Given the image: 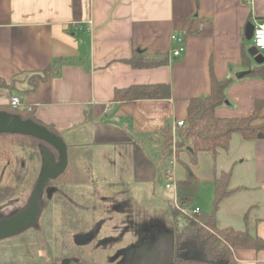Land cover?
<instances>
[{
    "label": "crops",
    "instance_id": "1",
    "mask_svg": "<svg viewBox=\"0 0 264 264\" xmlns=\"http://www.w3.org/2000/svg\"><path fill=\"white\" fill-rule=\"evenodd\" d=\"M249 22H264V0H0V79L7 84L15 79L12 96L20 98L19 109L53 127L67 147L130 150L136 184L150 185L154 195L163 175L168 182L167 171L143 145L163 146L162 130L185 119L190 99L209 94L210 73L217 80H233L216 117L258 112L256 124L264 123V80L236 78L250 68L240 58L248 50L244 30ZM173 35L183 37L184 51L177 58ZM134 51L166 55L167 64L134 69L128 64ZM52 65L55 71L30 90L25 76ZM140 85H167L170 97L114 101L115 90ZM7 99L0 97V105ZM162 153L166 157L164 146ZM178 156L177 182L185 179L188 164L186 153ZM190 168L200 183L194 203L200 213L211 210L216 175L230 172L231 187L243 189L222 203L216 223L234 217L237 228H220L264 239V136L254 141L233 137L227 152L216 158L199 153ZM232 257L235 264H264V250H236Z\"/></svg>",
    "mask_w": 264,
    "mask_h": 264
},
{
    "label": "trees",
    "instance_id": "2",
    "mask_svg": "<svg viewBox=\"0 0 264 264\" xmlns=\"http://www.w3.org/2000/svg\"><path fill=\"white\" fill-rule=\"evenodd\" d=\"M240 58L243 64L250 65L246 76L264 80V63L253 65L245 49L241 52ZM128 64L134 69L156 68L167 64V56H144L134 51L132 57L128 60ZM55 68V65H52L40 74L26 75L25 79L29 82V89L33 90L38 80L45 81L48 78V72L53 73ZM232 82L233 80L230 78L217 80L213 73H210L209 94L204 97L192 98L187 104L186 117L183 120V126L177 130L175 143L177 154L186 153L188 156V164L183 166L185 179L177 182V204L181 210H193V201L200 183L190 167L196 163L199 153H210L212 157L216 158L220 152L229 150L234 136H239L243 141H254L259 136H264V123L256 124L259 119L258 112L244 118L224 119L216 117L215 110L226 103L225 90ZM0 91H5L6 97L10 99L12 92L16 91L15 79H12L9 84L0 79ZM2 96L3 93L0 92V97ZM169 97L170 89L167 85L131 86L114 91V101L120 103L169 99ZM2 112L18 115L23 120L28 119L39 124L32 111L12 109L9 103L0 105V113ZM44 127L49 132L59 136L53 127ZM161 136L163 146L167 148L171 141L170 128L163 129ZM18 138L45 145L27 136L0 135V155H6L5 147L10 144L15 146ZM20 142L26 145L25 141ZM67 154V170L64 171L62 178L72 179L73 176L75 179L78 175L74 166H76L81 156L77 154V151L70 153L68 147ZM71 169L72 171L74 169V175H72ZM231 178L230 172H221L216 175L212 209L209 213H200L198 216L188 219L179 210L170 209L171 223L167 229L170 232L174 247L182 248L185 253H196L197 261H201L202 264H235L232 251L264 250V239L260 237L251 235L247 231L218 228L216 226V215L221 204L243 189L232 188L230 185Z\"/></svg>",
    "mask_w": 264,
    "mask_h": 264
},
{
    "label": "rangeland",
    "instance_id": "3",
    "mask_svg": "<svg viewBox=\"0 0 264 264\" xmlns=\"http://www.w3.org/2000/svg\"><path fill=\"white\" fill-rule=\"evenodd\" d=\"M250 47L251 42L246 41V48L249 49ZM260 54L264 57V51H261ZM0 92L4 93L3 96L7 95L4 91ZM6 101H9V98ZM171 139L172 136L170 134V140ZM20 141H25L26 145L22 144ZM170 145L171 141L169 146ZM143 146L145 149L149 148L151 150L156 162H159V160L162 161L161 164H164L162 167L165 170L164 173L170 170L168 160L162 155V144L157 142L145 143ZM235 146H237L236 142H233L231 149L234 150V153ZM43 149H48L54 155L55 162H58L57 154L51 148L37 142L25 140L23 138H18L15 146L11 144L7 145L4 149L7 154L4 156H2V154L0 155V187H2L3 183L6 185L10 183L9 174L6 173L7 170L5 169L1 172V170L4 168H15L11 169L10 172H16V178L21 179V183L19 185L13 184L14 181H12L13 183L11 184V188L14 189V196L10 199L12 202H4L0 204V226L14 221L11 218V215L26 209V206L29 205L31 195H33L35 191L37 177L39 179L42 171ZM68 149L70 153L77 151V154L81 156L79 161L76 163V166H74L78 177L75 178V180L72 176L71 180L73 183H76L75 181L81 179L79 182L83 181L84 184H88L87 186H89L88 188L86 187V198L84 197V199H80L78 202L89 204L88 211L84 212V216L87 217V219L90 216L89 227H92V230L97 232L94 235L96 243L97 241L101 240V243L103 241L109 244L113 243L119 240L121 238L120 233L123 231L125 232L130 226L151 224L153 227L163 228L164 226H168L171 223L170 209L175 208V206L172 200L173 192L171 190L164 189V184L167 181L166 175H163L161 183L156 185V193L153 195L152 187L150 185L136 184L134 176L130 170V164H128L132 158L130 150H125V152L121 150H114L113 152L103 153L104 150L110 151V149H93L90 146H85L78 150H75L73 147H68ZM165 150H167V148H165ZM94 151H96V153H93ZM6 161H9L11 166L9 163H6ZM84 167L88 168L91 174H88V172L84 171ZM74 169L73 171L71 169L72 175L75 174ZM79 187H67L70 193L65 187L63 188L66 189V191L69 193V196L70 194H73L74 196L78 197L82 196V191L85 189L81 186ZM71 188L72 190L70 191ZM198 193L199 189L194 198L192 207L196 206L195 199L198 196ZM61 194L62 193H59V195ZM48 197V194L45 193V196L42 198V201L45 204V212L46 210L48 213L49 211L55 212L54 210H62L65 208V204H63L64 206L60 203L57 205ZM71 197L73 198V196ZM63 200L64 199L61 198L60 202ZM70 205L72 204L70 203ZM199 205H201V207L204 209H202V211L208 212L209 207H207L204 202L199 203ZM77 208H79L78 204ZM187 211L189 210L187 209ZM251 214L252 212L250 215ZM185 217L191 219L187 216ZM233 219L234 217H232L230 223H228L227 219L223 220V218H219L216 226L220 228L225 226L224 224H230V226L237 228L236 224L238 222ZM56 220L57 219L54 218V222L52 224L53 226L56 225ZM43 225L48 227V225L45 224V221H43ZM146 227L148 226H144L143 230H145ZM124 236L125 234H123V237ZM129 236L130 235H127L126 239L123 240L125 243ZM122 245L123 244H118L116 247L119 248ZM113 249L115 248L106 250L109 256L112 254ZM42 254L43 253H40V255ZM96 256H99L98 252H96Z\"/></svg>",
    "mask_w": 264,
    "mask_h": 264
},
{
    "label": "flooded vegetation",
    "instance_id": "4",
    "mask_svg": "<svg viewBox=\"0 0 264 264\" xmlns=\"http://www.w3.org/2000/svg\"><path fill=\"white\" fill-rule=\"evenodd\" d=\"M6 163L11 166L9 161ZM57 166L58 162H55L54 169L50 172L51 175L56 172ZM5 169L7 170L6 173L9 174L10 183L8 185L3 183L0 187V204L12 202L10 201L14 196V189L11 188L12 181L15 185L21 183V179L16 178V172H10L11 169L15 168H4L1 172ZM66 170L67 165L64 171ZM83 170L89 171L85 167ZM63 173L56 179H48L39 196L38 186L41 174L39 179L37 177L35 191L31 195L29 205L26 206V209L12 214L11 218L14 221L5 224L17 222L21 226L17 231L0 237V264H149L152 261L149 254L154 248L157 246L164 247L168 244L171 245L173 256L171 262L167 264H202L201 261H197L196 253H185L182 248L174 247L167 225L163 228H156L151 224L130 226L125 232L120 233L121 238L119 240L110 244L105 241L101 243L102 240L96 243L94 235L97 232L89 227L90 216L88 219L84 216V212L88 211L89 204L78 202L80 199H84L85 195L87 196L86 187L89 186L83 181L73 183L71 178H62ZM74 186L85 188L82 191V196H78L79 198L73 194L69 196L70 192L67 187ZM45 193L57 205L59 203L65 204L66 206L63 205L65 208L54 210L55 212L49 211L48 213L47 210L45 212V204L42 201ZM59 193L62 194L59 195ZM61 198L64 200L60 202ZM77 204L79 208H77ZM54 218L57 219L55 226L52 225ZM43 221L48 227L43 225ZM144 226L148 227L143 230ZM123 234H125L124 237ZM127 235L130 236L125 243L123 240L126 239ZM118 244L123 245L117 248L116 245ZM112 248L115 249L109 256L106 250ZM96 252L99 254L98 257ZM40 253L43 254L40 255Z\"/></svg>",
    "mask_w": 264,
    "mask_h": 264
},
{
    "label": "water",
    "instance_id": "5",
    "mask_svg": "<svg viewBox=\"0 0 264 264\" xmlns=\"http://www.w3.org/2000/svg\"><path fill=\"white\" fill-rule=\"evenodd\" d=\"M253 28V23L249 22L246 24L244 30V38L246 41L251 40ZM247 54L250 58H252L256 65H262L264 63V57L261 54H258L255 48L250 47L247 50ZM247 74L248 72L238 73L236 78L240 79ZM0 135H20L31 137L49 146L57 154L58 166L55 169L56 172L51 175L50 172L55 166V157L48 149L42 150L43 171L39 179L38 196L48 179H56L65 170L68 162L67 146L60 136L49 132L46 127L28 119L23 120L18 115L2 112L0 113ZM20 226L21 225L17 222L0 226V237L17 231ZM172 256L173 252L170 244L164 247L157 246L149 254V258L152 260L149 264L170 263Z\"/></svg>",
    "mask_w": 264,
    "mask_h": 264
},
{
    "label": "built area",
    "instance_id": "6",
    "mask_svg": "<svg viewBox=\"0 0 264 264\" xmlns=\"http://www.w3.org/2000/svg\"><path fill=\"white\" fill-rule=\"evenodd\" d=\"M253 34L250 40L251 47L257 50V53L260 54L261 51H264V22H254L253 23ZM171 40L177 44V48L172 51V56L177 58L184 51L183 46V37L178 35H173ZM20 98L18 96H11L9 99V105L12 109H19L20 107ZM183 126V121H177L170 129V134L172 136L171 145L167 147L166 150V159L168 160V165L170 170L167 171L168 182L164 185L166 190H171L173 192V204L177 210H179L185 216L192 218L200 214V209L194 207L193 210H181L177 204V181L175 179V167L177 165V154L175 147L176 132L179 128Z\"/></svg>",
    "mask_w": 264,
    "mask_h": 264
}]
</instances>
